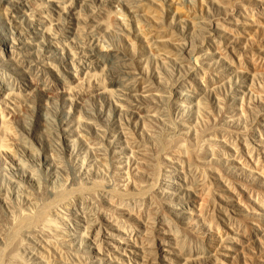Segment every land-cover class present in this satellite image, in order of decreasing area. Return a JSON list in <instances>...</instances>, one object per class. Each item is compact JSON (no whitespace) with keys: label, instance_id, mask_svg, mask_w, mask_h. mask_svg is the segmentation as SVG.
<instances>
[{"label":"rangeland","instance_id":"rangeland-1","mask_svg":"<svg viewBox=\"0 0 264 264\" xmlns=\"http://www.w3.org/2000/svg\"><path fill=\"white\" fill-rule=\"evenodd\" d=\"M191 42L196 47L194 53L201 47L199 63L193 62L191 55L186 57ZM0 45V86L3 77L9 83L5 93L0 94L5 116L0 117V126L6 125L7 130L5 133L0 127V139L28 165H39L36 169L46 185L51 178L40 170L44 169L41 165L51 167L52 163L33 160L19 145L29 142L43 156L62 147L64 159H70L82 173L95 169V155L102 156L110 167L106 170L100 166L98 176L113 189L109 175L116 178L113 172L119 171L114 168L120 166L125 171L132 163L130 157L126 160L129 150L125 139L136 144L137 151L144 144V148L151 145L138 117L147 108L139 96L144 95L141 91L146 87L162 96L153 109L162 120H158V127L155 125L158 132L162 129L158 138L161 144L172 141L165 148L168 153L159 141L152 152L158 166H170L169 172L162 170V174L176 175L163 156L167 158L175 151L181 158L177 150L182 147L178 145L186 140V129L181 124H202L190 92L191 87H201V75L211 79L203 95L208 107L202 111L209 126L216 122L219 129H236L242 132L241 137H248L253 125L250 110L264 113V0H0ZM108 52L112 57H106ZM255 91H259L260 98ZM229 115H234L233 121H227ZM220 133L216 131L210 140L204 137L201 148L205 150V143L211 142L223 149L224 156L205 158L219 170L215 169L216 174L201 167L191 173L188 170L186 182L191 184L184 185L181 178L175 177L172 186L161 181L150 191L162 203L173 199L186 203L188 213L172 207L161 210L173 226L191 238L173 241V233L154 222L156 206L138 204L132 212L147 227L131 220L133 215L125 217L135 224L134 242L124 236L120 243L103 245V251H108L105 254L97 253V248L81 236L84 220L80 225L62 224L67 236L53 231L56 237L38 235L33 240L21 233L7 246V216L11 209L7 200L16 205L17 194L22 198L27 194L25 188L36 191V182H24L29 174L19 170L10 150L0 152V264H264V229L259 232L254 226L259 223L264 228V154L260 153L264 148L258 143L251 147L253 155L258 153L254 149L260 153L259 177L230 163L227 154L233 152L219 141ZM225 140L243 149L234 136ZM198 149L193 153L199 152L200 156ZM128 170L129 177L134 178L133 170ZM217 174L222 180L226 178V183L234 182H229V191L214 182ZM119 175L120 180L112 183L125 185V174ZM238 182L260 189L261 193L254 190L250 194H256L258 204L241 192ZM141 185L146 187L143 181ZM119 191L123 193L121 187ZM95 200L92 198L87 208L92 207L86 209L93 225L99 226L98 222L103 221Z\"/></svg>","mask_w":264,"mask_h":264},{"label":"bare ground","instance_id":"bare-ground-1","mask_svg":"<svg viewBox=\"0 0 264 264\" xmlns=\"http://www.w3.org/2000/svg\"><path fill=\"white\" fill-rule=\"evenodd\" d=\"M200 36H202V35H200ZM202 38H199V39L203 40L204 38L203 39ZM212 40H211V42H214ZM203 41L205 42V40H203ZM193 43L191 42L189 44V45H191V47H187L188 49L185 50L186 57H190V55H191V58L192 59L194 58L193 62L197 63V61H198V63H199L200 62L199 59H202V58H198L199 57L198 53H200L202 50H201V47H199L200 52H198L199 50L197 49L198 50V51H196L197 54L194 53V50L196 49V47L194 49L195 44H193ZM192 44H193V46H192ZM0 46H2V45H0ZM202 47H203V45H202ZM215 50H218V49H215ZM217 52H219V54L221 53L219 50ZM110 53L111 52H108L106 54V57H109V58L112 57V55ZM0 54H2L1 48H0ZM192 54H194L195 57L192 56ZM200 55H202V54H200ZM204 55H205V53H204ZM183 57H185V56H183ZM183 57H182V59L184 62L186 61V63H190V61L188 59L183 58ZM183 61H182V63H183ZM19 66L21 68H23L21 65H19ZM203 70L204 69H202V74H204ZM197 72H199V71H197ZM195 73H193V76L195 75ZM1 75H2V73H1ZM196 75H197V73H196ZM199 75H198V77H199ZM253 75H254V73H253ZM196 78H195V80H196ZM199 80L198 81L200 82L201 87L195 86V87H191V90L190 89L189 90L192 93L191 97L196 99V100H194L196 102V104H195L196 112H197V116L199 117V119L203 120L202 124H201V126L196 127V125H191V124L187 125L186 121H184V123L181 125L183 126L182 128L186 129V132H184V134L186 136V140L182 139L183 144L180 143L181 145H178L180 148L182 147V149H180L181 151L177 150V152L179 154H181V158L178 157V155H176L175 151L170 152L171 156L167 154V158L163 156V158L168 163L172 164V166H173L172 168L174 170L173 173H176L175 176H172L170 173H167V174L163 173L162 174V170L165 172L166 171L169 172V170H167V167H170V166L165 165V164L163 165V168L160 167L161 165L158 166L159 163L158 164L156 163L157 161H155V156L152 153L156 149V145L159 144V142L161 144V141L159 140L158 136L160 135L159 132L162 129L158 132L156 130L157 128L155 129V127L157 126V123L159 121H162V120H159V118H157L158 116L155 115V111H153V109L155 108L154 104H156L157 101L161 100L160 97L162 98V96H160V94L153 93L154 89H152L151 87H146L141 91L144 95H142L141 93L139 94L143 103L149 109L146 108V111L138 113V117L140 119L141 127H142L141 129L143 131H145V133L147 134V140H149L151 142V145L144 148V145H145L144 144L143 149H140V147H138L139 151H137V150H134V146L136 144H134V146H133V144L131 142H129L128 139H125V144L129 150V155L127 156L126 160H128L130 157L132 159V163H131V165L127 166V169H125V171L122 168H120V166H117L116 168H114V169L119 170V171L113 172V174H116L118 176L116 178H114V177L112 178V176L109 175V180L111 181V184L113 185V189H109L110 186L106 185L105 181L98 176V174H99L98 170H100V166L105 167L106 170H108L110 167L109 163L107 162L108 161L107 159H106L107 161L105 163L103 162V160L105 161V159L102 158V156H100L98 158L95 155V160H96V163L94 165L95 169L92 168L91 170L85 171V173H82L80 171V169L78 167H76L70 161V159L69 160L64 159V149L62 147L56 153L53 150H50V153L48 156H45V155L43 156L42 154L38 153V150L33 145H31L29 142H25L24 144L19 145V147L21 146V148L23 149L24 152L29 153V156L33 160L34 159L38 160V162H42L45 165H46L47 161L52 163L51 167L41 165V167H43L44 169L42 170L39 168L42 172H45L47 177L51 178L49 184L46 185V183L44 182V178L42 177V174H40L39 171L36 169V166H39V165L36 163H34V165H28L26 163L25 159L23 160V159L19 158L20 155L16 154V151L14 149H9V147L4 146L2 144V140L0 139V152L5 151L8 153L7 150H10L13 154V158L15 160H17L19 163V170H21L22 172H24V171L28 172L29 176L28 175L26 176L24 182H26V183L36 182L35 183L36 184V189H35L36 191H31V190L29 191L28 189L25 188V192H27V194L23 195L22 198H20V195L17 194V201H19V202H17L16 205L14 203L10 202V199L7 200V204H8V206L10 205L11 209L9 210V213H8L9 215L7 216V217H10L8 220L9 225H10L9 226L10 231L6 237V240H5L6 243L5 244L7 246L10 245L14 241V239L16 237H18L19 234H21V233H25L28 237H31L32 239L34 238L33 240H35V238L38 235H49L52 237H56L57 235H54L56 233H53V231L59 232V234H60L59 236H67L68 231L65 227L64 228L61 227L62 224H63V226H65L66 224L67 225H71V224L80 225L81 222L84 220L83 225H81V227H80V230L83 231L81 236L86 238L88 240V242H90L91 244H93L97 248L96 249L97 253L101 252L102 254H105V252L108 253V251H103L104 250L103 245L106 244V245L113 246V244L115 242L120 243L119 239H123L122 237H124V236H126V238H133L134 237L135 231H136V229L134 228L135 224H130L129 222H127L125 217L127 219H130L129 216L133 215V217H131V220L134 219L135 221L136 220L140 221L133 214V212H134L133 207H136L138 204H150V205L156 206L157 212L153 216L154 222L156 224L163 225L166 228V230L168 231V233L169 232L173 233V235H174V236L172 235L173 241H176V239L177 240L180 239L182 241H187V239H190L191 237L188 235V233H185L182 230H178L175 226H173V224H171L170 219L168 217V214L166 212L163 213V211H164V209H166V207L167 208L172 207V208L178 209V211H180V212H185V213L187 212L188 213L187 210H190V209L187 208L186 203L185 202L177 203L174 199L168 203H166V202L162 203L161 201H158V196L153 195L151 193L152 192L151 190L153 188H155V186L156 187L159 186L161 181H163L164 183H167L169 186H172V184H173L172 179H174L175 177H176V179L181 178V181L183 182L184 185H189L191 183H189V181H188L189 184L186 182V179H187L186 178V171L188 172V170H189L191 173V172H194L197 168L200 169V167L203 168V170L209 171L211 174L212 173L216 174L215 171L218 169L216 167L214 168V166L211 165L210 163L205 162V158H207L208 156H210L211 159H212V157H215V156L219 157V155L221 156L224 154L222 152L223 149L222 150L218 149V147L215 144H212L209 141L210 143H205V145H204L205 150H201V148L203 146L202 141L205 142L204 137H206L207 140H210L216 131H221V133H220L221 139L219 141L221 143H223V146L229 147L231 149V151L233 152V154L230 153L231 155L227 154V158L230 157L229 161H231L230 162L231 164H237V167H238L237 169H243V170L249 172L250 174H255V175H258L259 177H262L260 174L261 173L260 168H261L262 164H260L261 166H259V156H260L259 154L260 153L264 154V151L259 153L258 149H254V151H257L259 154L256 153V155H253L252 154L253 149L251 148V147H254V145L258 146V144H260L259 147L264 148V145H261V144H264V141H262V140H264V113H261L260 111H252V109L250 110L253 125L251 126V129H249L248 137L244 136V135H243V137H241L240 133H242V132L239 131L240 132L239 133V132H237L238 130L236 131V129H232L230 131H227L225 129H219V128H217L216 122L211 123L212 126H209L210 123L208 124V119L206 118V116L203 115L202 111L206 112L205 109L208 107L207 105H206L207 107L204 105L205 103L203 102V95L208 92L211 79L209 80V78L206 76V74H204L203 76L201 75L199 77ZM192 83H193V81L191 82V84ZM8 85H9L8 81L5 79V77H3L2 78V86H0V94L5 93V91L8 89ZM119 85L121 86V84H119ZM192 86H193V84H192ZM257 94H258L257 95V97H258L259 91ZM262 94H264V93H262ZM262 94L260 93V95H262ZM179 95H182V94L180 93ZM259 98H260V96H259ZM157 99H159V100H157ZM262 101H264V100H262ZM262 101H261V104L264 103ZM150 104H153V105H150ZM241 112L242 113L240 116L242 118L243 117L245 118L246 117L245 115L242 116L244 110H241ZM3 116H4L3 111L0 108V117L2 118ZM232 116H234V115L227 116V119H228L227 121H233L234 118H232ZM197 119H196V123L198 124ZM213 120H214V118H213ZM229 124H230L229 126L233 125L232 123H229ZM4 126H6V125H4ZM0 127L3 129V131L5 130V133H6V131H7L6 128L5 127L3 128L2 126H0ZM199 127H202V128H200L201 130L198 129ZM204 132H206L205 134H207V133L208 134L205 135ZM245 135H247V134L245 133ZM228 136H234V139L237 141V144L241 143V146L243 145V149H240V147H237V146H233L234 143L231 144V146H230V143H232L233 141L228 144L227 140H225V137H228ZM213 138H212V140L215 139V138L214 139ZM188 140L191 141L190 143L193 145L192 147L191 146L189 147V145L186 144L188 142ZM250 140H251V142H250ZM171 142L172 141H167L166 143L161 144L162 145L161 148L167 149L168 146L170 147ZM4 143H6V142H4ZM90 143L91 142H89V144ZM198 148L200 149V153L202 152V154H200V156L198 154L199 153L198 151H197L198 152L197 155L194 154L195 153L194 151H196L195 149H198ZM166 149H165V151H166V153H168ZM165 151L163 154H166ZM24 152H22V153H24ZM243 153L245 154V157H247V159H245V160H244ZM93 154H97V151H94ZM194 162L198 163L199 165H197L196 163L194 164ZM226 165H228V164H226ZM128 167L133 170L132 174H133L134 178H132V179L129 177ZM4 169L7 170L6 168H4ZM110 171H111V169H110ZM262 171H264V170H262ZM110 173L111 172H109V174ZM119 174H125V179L127 180V183L125 185L124 184H117V185H123V187L117 186L116 184L112 183L113 182L112 180H114V181L120 180L119 176H121V175H119ZM162 177H164L163 180H161ZM216 178L217 179H214L215 180L214 182L221 183V186H224L225 189H227V191H229V189H231V187L229 185H231V183H234L232 181H229V182H231L230 184H229V182L228 183L224 182V180L226 178H224V180H222L221 176L218 174H217ZM7 179L9 180V177H7ZM141 181L146 183V187H144V189L142 188ZM18 184L19 183H16V186ZM235 184H236V182H235ZM115 185L119 188L121 187L123 189V193H120L119 188H117ZM163 185L166 186L165 184H163ZM114 186L116 188H114ZM237 186L239 187V189L241 190L242 193L246 194V196L248 197L249 200H251L253 203H257V204L259 203V202H256V200H258V197L256 196V194L254 197H251V195H250L251 193L252 194L255 193L254 190L256 191V193H261V191H260V189H258V187H254V186L252 187V186L246 185L245 183L243 184L241 182H240V184L238 182ZM238 187H237V189H238ZM158 188H160V187H158ZM166 188H168V187L166 186ZM192 188H193V186H192ZM165 192L169 193V190L165 189ZM241 192L237 191L236 194L238 193L239 196H242ZM169 194H172V193H169ZM261 194H264V193H261ZM234 196L236 197V195H234ZM92 198H94V200L96 199L98 202V203H95L93 201L92 205L94 206V203H95V205L97 204V207L100 208L99 214L102 218L103 223L98 222V224H100L99 226L93 225L94 224V222L92 221L93 219H90L91 217H89V215L91 216V214L90 213L88 214V212H87V209H90L92 207L90 205V207L87 208L88 204H90V202H91L90 200H92ZM236 198L238 199V197H236ZM251 198H254V200H252ZM103 203L107 204V206H110L112 209H110V208L108 209L106 207H103V205H102ZM93 208H95V207H93ZM161 208L163 211L161 210ZM158 210H160L161 212ZM94 211H95V209H94ZM115 212H121V213H119V215L117 216V215H115ZM140 223H141V226H143L145 228L147 227L144 222L140 221ZM257 224H258V226L254 225L256 227L257 231L262 232V229H264V228L259 226L260 225L259 223H257ZM101 237L105 238V240L101 239ZM62 238L63 237H61V240H62ZM161 241L163 242V239ZM131 242L132 243L134 242V238H133V241H131Z\"/></svg>","mask_w":264,"mask_h":264}]
</instances>
